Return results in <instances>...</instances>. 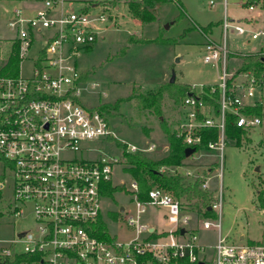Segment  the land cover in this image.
Segmentation results:
<instances>
[{
	"label": "built area",
	"instance_id": "1",
	"mask_svg": "<svg viewBox=\"0 0 264 264\" xmlns=\"http://www.w3.org/2000/svg\"><path fill=\"white\" fill-rule=\"evenodd\" d=\"M64 1L44 0L43 6L33 12L14 7L7 22L15 34L8 40L9 54L15 45L19 67L17 76H0V165L11 178L12 200L19 204H14V216L23 217L27 207L33 222L10 241L15 248L2 250L7 260H13L9 264H209L208 248L214 250L213 264H264L263 241L242 243L223 234L222 171L210 206L215 216H202V209L197 212V226L193 214L171 192L153 187L148 199L140 201L135 194L137 184L131 181L134 212L124 219L133 235L128 239H116L110 234L109 239L98 236L96 224L102 216L103 186L112 181L120 157L107 153L89 156L98 151L95 145H102L113 133L104 112L81 102L80 86L85 82L80 80L75 57L96 42L100 24L106 22L107 16L94 11V7L65 13ZM57 5L61 9L53 15ZM249 7L255 9L254 5ZM223 25L224 43L207 42L204 56L206 63L222 62V82L209 93L202 91L185 98L180 106L185 118L178 129L188 147L196 148L195 153L217 149L221 160L230 113L239 115L238 125L245 129L262 122L241 112L255 104L246 100L255 96V80L249 79L251 84L242 96L229 89L226 33L231 23L227 16ZM232 27L238 35L246 33L239 22ZM48 29L53 34L37 45L35 33ZM262 35L263 31L256 32L252 39ZM33 49L37 52L29 57L27 53ZM23 59L32 62L29 76L21 74ZM218 90L221 98L216 110L199 94L213 98ZM207 127L217 128L220 138L209 142L207 149L197 151L203 144L202 130ZM155 148L154 143L145 149L127 144L126 150L145 152ZM119 150L121 156L122 149ZM212 177H204L205 190H213ZM148 207L165 209L163 219L170 228L143 221ZM200 229L216 231L213 246L202 242Z\"/></svg>",
	"mask_w": 264,
	"mask_h": 264
},
{
	"label": "rangeland",
	"instance_id": "2",
	"mask_svg": "<svg viewBox=\"0 0 264 264\" xmlns=\"http://www.w3.org/2000/svg\"><path fill=\"white\" fill-rule=\"evenodd\" d=\"M35 1L39 7L43 6L44 0ZM126 1L65 0L62 5V11L65 13L94 7V11L107 16L106 22L100 24L96 42L90 49L81 50L75 57L80 72L94 70L80 86L79 98L82 103L97 109L106 106L104 111L108 112L105 114L113 137L139 149H145L148 144L154 143L155 150L145 151V154L160 158L169 150L167 134L161 122H165L171 131H178L181 121L185 118L180 106L167 98L163 103L161 116H157L147 109L136 108L126 98L132 92H145L174 77L178 83L188 84L197 92L209 93L213 86H218L222 82L223 64L221 61L206 63L205 46L209 41L224 43L223 24L226 16L231 23L226 33L229 48L226 66L228 79L232 78L242 66L244 54L264 53V0L259 3L253 2L254 0L163 1L156 3L152 9L155 20L143 24L131 16ZM28 3L27 0H0V39L3 47L1 58L9 56L8 40L15 35L7 26L11 16L10 10L17 6L29 10ZM251 5H254L255 9H250ZM60 9V5H57L53 15ZM235 22L246 28L245 34L236 33L232 27ZM260 31H263V35L252 39V35ZM51 34V29L35 33L36 44L40 45ZM131 35L146 39H177V42L129 44ZM36 52V49H33L27 55L32 57ZM20 67L23 76L31 74L32 62L29 59H23ZM250 82L247 75H239L234 78L232 86L236 93L242 96ZM118 100L122 101L119 108L114 110ZM246 100L249 103L260 101L264 106V83H257L255 96ZM246 132L248 135L240 144H226L223 160L221 152L217 149L200 150L188 159L189 165L176 171L185 176L186 168L194 169V175L185 176L187 183H194L198 175L205 178L212 175V189L220 184L218 174L222 171L224 235L231 233L232 236H239L244 233L252 239H261L264 242V194L263 199L259 197V192L264 191V118L261 124L246 129ZM95 147L98 151L90 152L89 156L107 153L120 157L119 163L114 167L111 183L122 189L114 192L111 197L102 198V219L111 236L116 239H128L133 235V231L127 227L124 218L134 212L133 194L130 190L132 177L124 169L120 150L112 141L107 140ZM211 168L213 170H210ZM0 182L4 183V187L0 188V264H9L10 261L3 256L2 250L15 248L10 241L18 233L29 229L33 222L27 207H24L23 217L14 216V204L17 207L19 204L12 200V181L1 165ZM121 207L124 211H120ZM185 209L193 214L194 224L197 226V211L188 205H185ZM163 213L165 209L148 207L142 220L156 223L159 228L169 229L168 223L161 220ZM199 235L202 242L210 246L216 242V231L200 229ZM254 242L256 241L249 243ZM207 252L209 264H213V248H208Z\"/></svg>",
	"mask_w": 264,
	"mask_h": 264
},
{
	"label": "trees",
	"instance_id": "3",
	"mask_svg": "<svg viewBox=\"0 0 264 264\" xmlns=\"http://www.w3.org/2000/svg\"><path fill=\"white\" fill-rule=\"evenodd\" d=\"M169 0H127V6L132 17L139 20L142 24L149 23L155 20V15L152 12L154 5L158 2ZM249 1V0H248ZM251 1V0H250ZM253 1V0H252ZM251 1V2H252ZM247 2V0H246ZM245 2V3H246ZM253 2L259 3L260 0H254ZM205 31V30H204ZM146 42H177V39H162L158 37L156 39L137 38L136 36H130L128 43H146ZM1 39H0V55H1ZM91 47L86 48L90 49ZM19 67V57L17 48L14 45V50L9 54L7 58H1L0 56V76H17ZM94 70H88L80 73V80L85 82L87 75ZM239 75H247L249 79H254L256 83H264V53H246L243 55L242 66L237 70L235 75L228 79V86L231 91L233 90L234 78ZM191 86L185 83H178L176 79L168 82H161L156 87L148 89L145 92L136 94L133 92L126 98L127 101H131L133 105L138 109H147L153 112L157 116H161L162 106L167 98L174 100L176 105L181 106L185 98L191 94H197ZM207 103L214 105L218 110L220 104L218 100L221 98L220 91H216L213 94V98L204 94H199ZM122 100H118L114 105V110L119 108V103ZM106 106H101L100 111H104ZM247 116L264 118V106L260 101H257L254 105H248L241 110ZM239 115L230 113L226 121V143L236 142L240 144L241 141L247 137V132L244 127L238 125ZM163 130H165L168 138L169 150L165 156L160 158L150 157L145 152H129L126 150L127 143L119 140L112 135L108 137V140L112 141L115 146L122 149V160L125 165L124 169L132 177V180L137 184V191L135 192L137 198L140 201H146L148 199V191L153 187H160L171 192L176 198L181 200L183 206L188 205L192 210L200 213L202 209L204 213L201 214L204 217L215 216V213L211 210L210 206L214 199V191L205 190L202 184L205 181V176H198L194 183H187L186 177L176 171V169L184 164L186 160V149L188 145L184 141V137L178 134V131H171L165 122H161ZM203 144L197 149H207L208 143L211 141H218L220 133L217 128L207 127L202 130ZM210 170H213L211 168ZM122 188L107 182L103 186V196L111 197L114 192L121 190ZM264 191L259 192V197L263 199ZM185 203H183V201ZM96 233L99 237L109 239V233L102 216L98 218L96 224ZM13 260H10L12 262ZM175 264V263H174ZM177 264H190L187 262H180Z\"/></svg>",
	"mask_w": 264,
	"mask_h": 264
},
{
	"label": "crops",
	"instance_id": "4",
	"mask_svg": "<svg viewBox=\"0 0 264 264\" xmlns=\"http://www.w3.org/2000/svg\"><path fill=\"white\" fill-rule=\"evenodd\" d=\"M26 1V0H25ZM27 1H29V3H34V5H30L29 3H28V6L30 7V9H29V11L30 12H33L36 8H39V6L37 5V1H35V0H27ZM232 20V19H231ZM236 23V22H235ZM241 24V23H240ZM204 31V30H203ZM204 33H206L205 31H204ZM161 83V82H160ZM192 156V155H191ZM190 156V157H191ZM190 157H187L186 158V160L184 161V164L182 165V166H180V167H178L176 170H179V169H181V168H184V167H186V165H189L188 163H187V161H188V159L190 158ZM214 162V161H213ZM214 164V163H213ZM212 164V165H213ZM180 171V170H179ZM186 171H192V172H195L194 171V169H189V168H186ZM185 171V172H186ZM210 170L208 169L207 170V172H209ZM154 209H159V208H154ZM165 213H166V211H165ZM165 213H163L162 215H161V220L162 221H165V222H167L165 219H163V216H165ZM224 220V219H223ZM153 225H156V223H154ZM163 229V228H162ZM214 231V230H213ZM222 231H223V226H222ZM223 234H224V232H223ZM225 235H227V236H229V238L230 239H232V240H234V241H238V242H242V243H249V242H253V241H261V239H252V238H250L248 235H246V234H244V233H242L241 235H239V236H232V234L231 233H227V234H225ZM217 236V235H216Z\"/></svg>",
	"mask_w": 264,
	"mask_h": 264
},
{
	"label": "water",
	"instance_id": "5",
	"mask_svg": "<svg viewBox=\"0 0 264 264\" xmlns=\"http://www.w3.org/2000/svg\"><path fill=\"white\" fill-rule=\"evenodd\" d=\"M175 80V77L172 79V81H174ZM195 151H196V148H194V147H188L187 149H186V157H190L193 153H195ZM123 207H121L120 208V211H123ZM200 264H204V263H200Z\"/></svg>",
	"mask_w": 264,
	"mask_h": 264
}]
</instances>
